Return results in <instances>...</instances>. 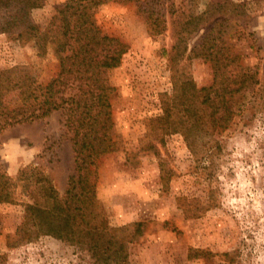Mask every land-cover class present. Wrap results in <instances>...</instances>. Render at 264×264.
Instances as JSON below:
<instances>
[{"label":"rangeland","instance_id":"rangeland-1","mask_svg":"<svg viewBox=\"0 0 264 264\" xmlns=\"http://www.w3.org/2000/svg\"><path fill=\"white\" fill-rule=\"evenodd\" d=\"M64 1L42 0L27 21L42 30ZM231 1L108 0L92 8L101 32L126 49L117 66L101 71L113 87L114 149L97 158L92 178L109 225L128 226L129 264H264V0ZM203 43L228 57L232 75L253 72L259 82L235 95L232 119L217 135L221 148L198 165L180 133L160 142L152 120L174 78L211 83L210 62L194 55ZM58 63L52 47L40 56L32 41L0 32V70L16 80L46 84ZM18 91L6 96L9 105ZM63 119L55 110L3 128L0 168L14 179L30 165L62 194L74 168ZM13 196L0 201V264H93L83 248L48 235L17 242L30 200L25 183Z\"/></svg>","mask_w":264,"mask_h":264},{"label":"trees","instance_id":"trees-1","mask_svg":"<svg viewBox=\"0 0 264 264\" xmlns=\"http://www.w3.org/2000/svg\"><path fill=\"white\" fill-rule=\"evenodd\" d=\"M106 1L66 0L39 30L27 16L42 0H0V32L22 43L32 41L40 56L50 46L59 57L58 72L46 84L21 82L12 70H0V131L60 111L74 156L73 172L62 194L30 165L22 167L14 179L0 168V201L14 202L18 182L28 188L30 200L22 203V221L15 229L17 242L48 235L83 248L93 264H129L128 226L109 225L92 178L97 158L114 149L113 87L103 84L101 71L117 66L126 50L119 39L102 33L93 17L92 8ZM227 3L233 2L222 0L221 5ZM218 9L217 14L223 10ZM194 55L210 62L211 83L198 87L189 77L174 78L172 92L162 95V112L152 124L160 131V142L166 134L180 133L194 161L201 165L212 163L221 148L217 135L232 119L230 102L259 78L253 72L232 75L227 68L228 57L204 43ZM17 88L16 104L9 105L6 96Z\"/></svg>","mask_w":264,"mask_h":264}]
</instances>
